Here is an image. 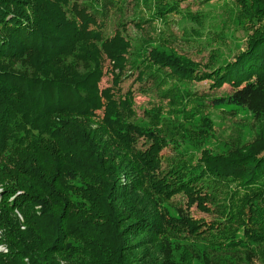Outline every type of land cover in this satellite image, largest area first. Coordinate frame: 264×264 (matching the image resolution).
Masks as SVG:
<instances>
[{
  "label": "trees",
  "instance_id": "16d2710c",
  "mask_svg": "<svg viewBox=\"0 0 264 264\" xmlns=\"http://www.w3.org/2000/svg\"><path fill=\"white\" fill-rule=\"evenodd\" d=\"M140 4L147 15L112 18L140 30L179 11L177 0ZM232 4L243 46L202 68L165 39L134 48L116 32L112 83L136 69L169 106L138 116L131 89L102 100L97 88V49L121 0H0V264H264V0ZM209 30L193 31L206 46ZM203 80L233 88L212 104L247 107L254 136L225 153L178 151L163 167L166 137L212 134L209 116L183 106L186 85ZM193 204L212 218L192 217Z\"/></svg>",
  "mask_w": 264,
  "mask_h": 264
},
{
  "label": "rangeland",
  "instance_id": "374dc122",
  "mask_svg": "<svg viewBox=\"0 0 264 264\" xmlns=\"http://www.w3.org/2000/svg\"><path fill=\"white\" fill-rule=\"evenodd\" d=\"M169 1V0H164ZM135 0H121L120 9L116 12L111 9L110 17L105 29V39L98 47V55L101 61L102 76L97 84L98 91L102 100L108 97L117 96L120 92L131 89L134 95V110L138 116H143L145 109H150L153 106L161 105L163 115H166L168 104L166 99H160L159 91L151 84L153 79L136 80L137 70L128 72L119 82L118 87L112 83L111 62L107 56L106 48L108 43L116 32L120 35H125L131 39L132 47L137 48L147 36L151 37V42L154 46L159 47V42L165 39L167 46H171L180 54L186 55L192 62L199 65V68L208 64V58L211 54L214 55L215 61L219 62L230 56L243 46L245 33L242 31V26L237 20L238 7L232 4V0H177L178 12L168 13L163 20H155L149 25L145 23L142 29L133 26L132 23H127V26L117 24L113 13L121 14L128 19L132 13H138V10L147 15L142 4L133 6ZM249 2V1H248ZM127 3V4H126ZM190 15H197L198 23L189 19ZM210 28V32L214 31V38L211 44L205 45L207 41L206 33L195 34L194 30L202 31L205 28ZM224 36L221 38H216ZM186 37L192 38L186 40ZM224 40V41H223ZM202 66V67H201ZM167 86V85H166ZM165 86V87H166ZM189 90V96L183 102V106L188 109L195 107L200 110V114H196V118L201 115L210 117L211 135L200 139H180L177 141L168 140L166 137V147L161 151L163 155L162 166L166 164L167 157H173L178 151L187 150H211L219 153H225L232 146L238 145L240 142L250 141L255 133V123L252 113L245 106H234L231 104H222L215 106L212 104V98L230 93L233 88L225 83L221 88H212L210 81H193L186 85ZM176 92V91H174ZM98 116L102 115V109L96 110ZM94 126V125H92ZM191 137V136H190ZM2 188V186L0 185ZM2 191V190H1ZM1 201V196H0ZM173 202H180L185 206V199L181 195H175L172 198ZM189 213L194 218H202L209 221L212 218L211 213L200 211L195 204L189 207ZM19 218L20 215L18 214ZM23 228V226H22ZM2 238V231L0 230ZM0 252H6L7 246L1 240ZM140 253L134 251L128 258L137 257ZM264 259V254H261ZM253 261L258 263L257 257ZM62 264H65L61 261ZM130 264H135L130 260ZM190 264H198L197 260H191Z\"/></svg>",
  "mask_w": 264,
  "mask_h": 264
},
{
  "label": "built area",
  "instance_id": "2783aa9c",
  "mask_svg": "<svg viewBox=\"0 0 264 264\" xmlns=\"http://www.w3.org/2000/svg\"><path fill=\"white\" fill-rule=\"evenodd\" d=\"M1 190H2V188L0 187V192H1ZM0 249H3V247H2V248H0Z\"/></svg>",
  "mask_w": 264,
  "mask_h": 264
}]
</instances>
